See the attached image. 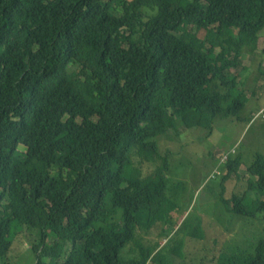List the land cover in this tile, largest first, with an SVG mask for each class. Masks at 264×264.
I'll return each mask as SVG.
<instances>
[{
    "label": "trees",
    "instance_id": "1",
    "mask_svg": "<svg viewBox=\"0 0 264 264\" xmlns=\"http://www.w3.org/2000/svg\"><path fill=\"white\" fill-rule=\"evenodd\" d=\"M263 30L264 0H0V264L18 225L35 264H170L157 138L241 120ZM227 160L246 189L223 202L264 224V156ZM215 264H264V236Z\"/></svg>",
    "mask_w": 264,
    "mask_h": 264
},
{
    "label": "rangeland",
    "instance_id": "2",
    "mask_svg": "<svg viewBox=\"0 0 264 264\" xmlns=\"http://www.w3.org/2000/svg\"><path fill=\"white\" fill-rule=\"evenodd\" d=\"M260 39L255 51L246 50L242 55L247 70H236L242 72L237 82H244L248 98L241 120L219 117L213 132L199 127L180 128L157 138L162 158L169 161V190L178 209L172 207L174 212L169 213L167 225L152 230L147 239H156L162 230L172 233L175 240L171 239V250L165 253L170 264H215L221 253L246 248L264 236L262 222L232 214L223 202V198L230 201L241 186L245 190L246 182L234 175L223 183L226 170L221 162L241 155L240 169L245 171L258 154L264 156V30ZM144 168L149 170L148 166ZM194 229L200 234L195 235ZM39 240L38 230L18 225L9 264H35L32 244Z\"/></svg>",
    "mask_w": 264,
    "mask_h": 264
},
{
    "label": "bare ground",
    "instance_id": "3",
    "mask_svg": "<svg viewBox=\"0 0 264 264\" xmlns=\"http://www.w3.org/2000/svg\"><path fill=\"white\" fill-rule=\"evenodd\" d=\"M214 128V127H213ZM228 152H230V151H228ZM235 152H236V150H235ZM224 154V153H223ZM235 154H238V153H235ZM244 160V159H243ZM224 161V160H223ZM225 162H228V160L227 161H225ZM244 162V161H243ZM244 164V163H243ZM213 175V174H212ZM233 214V213H232ZM238 216V215H237Z\"/></svg>",
    "mask_w": 264,
    "mask_h": 264
}]
</instances>
